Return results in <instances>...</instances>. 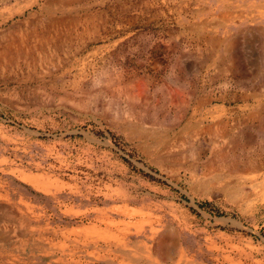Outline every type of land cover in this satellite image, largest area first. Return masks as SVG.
<instances>
[{
  "label": "rangeland",
  "instance_id": "374dc122",
  "mask_svg": "<svg viewBox=\"0 0 264 264\" xmlns=\"http://www.w3.org/2000/svg\"><path fill=\"white\" fill-rule=\"evenodd\" d=\"M259 14L0 0V264H264Z\"/></svg>",
  "mask_w": 264,
  "mask_h": 264
},
{
  "label": "crops",
  "instance_id": "0c3cea01",
  "mask_svg": "<svg viewBox=\"0 0 264 264\" xmlns=\"http://www.w3.org/2000/svg\"><path fill=\"white\" fill-rule=\"evenodd\" d=\"M262 15L252 17V22L255 23L254 28H252V44L257 49L256 54H264V26L256 25L259 21H261ZM264 21V19H263ZM252 72H255L252 70Z\"/></svg>",
  "mask_w": 264,
  "mask_h": 264
},
{
  "label": "clouds",
  "instance_id": "9594fccd",
  "mask_svg": "<svg viewBox=\"0 0 264 264\" xmlns=\"http://www.w3.org/2000/svg\"><path fill=\"white\" fill-rule=\"evenodd\" d=\"M172 71L174 72L175 69L173 68ZM106 112H108L112 116L113 120L117 122L121 120V117H123L125 120L132 119V115L129 110H124L121 112L119 109L113 110L111 108H107Z\"/></svg>",
  "mask_w": 264,
  "mask_h": 264
},
{
  "label": "bare ground",
  "instance_id": "6f19581e",
  "mask_svg": "<svg viewBox=\"0 0 264 264\" xmlns=\"http://www.w3.org/2000/svg\"><path fill=\"white\" fill-rule=\"evenodd\" d=\"M18 47V46H17ZM12 49H16V50H19L18 48H15V47H9L8 50H12ZM27 49V48H26ZM14 51V50H13ZM27 51V50H26ZM25 52V51H24ZM29 52V51H28ZM210 130V128H208ZM209 133H211V131H209ZM224 156V155H223ZM222 156V157H223ZM152 250V249H151ZM158 260V259H157ZM181 260H183V262L186 264V259L183 258V256H180V262ZM155 264H157L156 262H154Z\"/></svg>",
  "mask_w": 264,
  "mask_h": 264
}]
</instances>
